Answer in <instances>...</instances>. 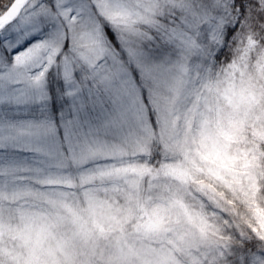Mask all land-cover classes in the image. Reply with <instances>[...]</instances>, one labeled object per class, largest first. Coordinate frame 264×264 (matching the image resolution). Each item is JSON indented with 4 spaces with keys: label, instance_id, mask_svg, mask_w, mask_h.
<instances>
[{
    "label": "snow or ice",
    "instance_id": "6c2138e0",
    "mask_svg": "<svg viewBox=\"0 0 264 264\" xmlns=\"http://www.w3.org/2000/svg\"><path fill=\"white\" fill-rule=\"evenodd\" d=\"M0 37V264H264V0H0Z\"/></svg>",
    "mask_w": 264,
    "mask_h": 264
},
{
    "label": "rangeland",
    "instance_id": "374dc122",
    "mask_svg": "<svg viewBox=\"0 0 264 264\" xmlns=\"http://www.w3.org/2000/svg\"><path fill=\"white\" fill-rule=\"evenodd\" d=\"M3 39V37H0V40H2ZM29 42H31V41H25V44H24V46H26L27 45V43H29ZM17 50H19V49H14L13 50V52H15V51H17Z\"/></svg>",
    "mask_w": 264,
    "mask_h": 264
}]
</instances>
